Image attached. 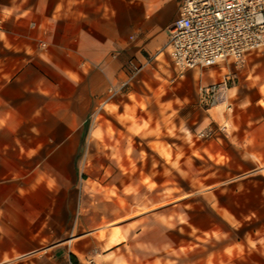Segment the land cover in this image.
<instances>
[{
    "label": "crops",
    "instance_id": "0c3cea01",
    "mask_svg": "<svg viewBox=\"0 0 264 264\" xmlns=\"http://www.w3.org/2000/svg\"><path fill=\"white\" fill-rule=\"evenodd\" d=\"M178 4L0 0V264H149L137 250L147 244L139 238L147 225L126 219L100 239L99 225L85 227L79 212L73 217L84 208L75 164L89 119L146 84L161 119L151 138L168 135L162 117L170 103L185 123L189 115L179 110L192 104L193 133L209 123L199 149L212 159V212H264V47L247 54L229 87L232 106L207 108L202 121L195 96L203 67L172 76L171 85L163 74L174 68L166 43ZM129 58L148 64L122 94L109 96L126 79ZM181 126L178 120L176 133L185 136Z\"/></svg>",
    "mask_w": 264,
    "mask_h": 264
},
{
    "label": "rangeland",
    "instance_id": "374dc122",
    "mask_svg": "<svg viewBox=\"0 0 264 264\" xmlns=\"http://www.w3.org/2000/svg\"><path fill=\"white\" fill-rule=\"evenodd\" d=\"M246 65L199 68L198 119L207 121L206 109L214 107L200 101L199 87L213 79L219 81L227 73L231 75L230 87ZM184 73L172 68V73L163 74L171 85L172 76L180 78ZM229 101L226 90V98L215 106L227 110L232 106ZM156 109L152 86L146 84L124 97L119 106L106 103L89 119L88 134L75 164L76 190H83L84 208H75L73 217L79 212L86 220L85 227L99 225L100 239L107 227L126 219L137 220L138 227L147 225L146 233L143 230L139 237L147 244L137 250L146 255L149 264H264V212H212V159L199 149L201 141L212 133L209 123L193 133L192 104L179 110V114L189 115V123H185L176 117L170 103V114L162 117L168 135L159 132L151 138V127H160ZM178 120L185 136L176 133ZM151 139H163L168 145L161 147Z\"/></svg>",
    "mask_w": 264,
    "mask_h": 264
},
{
    "label": "built area",
    "instance_id": "2783aa9c",
    "mask_svg": "<svg viewBox=\"0 0 264 264\" xmlns=\"http://www.w3.org/2000/svg\"><path fill=\"white\" fill-rule=\"evenodd\" d=\"M264 47V0H179L176 17L168 26L166 49L179 72L195 67L239 68L248 53ZM148 62L129 58L126 79L108 89L120 95ZM230 74L201 85L200 101L215 106L226 98Z\"/></svg>",
    "mask_w": 264,
    "mask_h": 264
}]
</instances>
